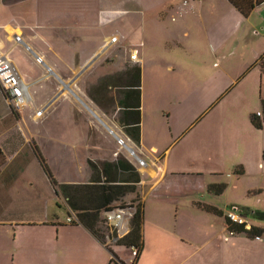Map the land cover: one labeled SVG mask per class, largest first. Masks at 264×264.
Segmentation results:
<instances>
[{"label": "crops", "instance_id": "crops-1", "mask_svg": "<svg viewBox=\"0 0 264 264\" xmlns=\"http://www.w3.org/2000/svg\"><path fill=\"white\" fill-rule=\"evenodd\" d=\"M28 1L29 0H0V53L6 54L9 58L11 56L12 59H10L18 69L21 77L30 87L31 84L33 85L34 81L27 80L26 71H28V69L24 72V64L26 61H24V59H19V54L16 53L17 49L20 50L19 46H25L26 48L28 46L29 49H27L37 62L35 66L37 67L40 65L45 70L41 76L42 81L52 75L55 76L54 78L58 82V86L51 91H48V89V92L43 95V99L37 100L40 106L39 108L50 115L51 118L48 119L52 120V122L48 121L47 123V120H45L41 122L40 128H36V130H40V134H38L40 136V142L34 136V140H37V144L32 141L33 138L28 141L27 138H25L24 140L26 141L24 144L17 149L19 152H12L16 150L15 147L9 148V151H7L5 147H7L8 143L15 145V143L19 142L16 138L18 122L14 120L15 116L13 115V120L12 117H10L11 120L4 121V123L0 124V192L2 190L10 192L13 188H19V185H21L24 180L23 174L26 171L31 172V170H33L49 179L47 183L52 187L55 193V186L51 181L52 179H54L57 184L84 183L87 182L88 179L90 180L93 174V170L90 166L91 162L99 163L101 161H113L116 159L114 156H116L118 152H110L111 149L105 152L108 159L106 156L103 159L100 156H92V154L97 155L99 153L95 149H93L94 152L92 151L95 145L93 146L87 140L83 139L82 123L68 120V116H74V114L79 116L81 113H78V111L81 112V108L94 116V112L96 111L89 103L90 101L92 103L94 101L98 102L95 96L91 95L92 91L88 99L89 102L85 101L77 92L80 91L78 85L81 80V74L90 65L76 78H74L75 75L79 73V71H81L105 45H107L106 53L112 46L124 48L126 50L128 46H130L132 48H129V53L124 52L120 54L116 52L115 56L119 58V63L122 62L123 64L121 60H125L130 65L136 64L140 67L139 142L135 143L125 133L120 120L124 108L120 106L119 102L120 100H125V96L129 94L126 83L129 78V74L127 73L129 68L125 69V71L123 70L122 73H119L120 71L116 74L107 72L105 76L102 75L103 77H98V79L100 78V83L105 79L100 87L101 89L104 87L103 90H105V92L107 87L112 86L115 89L119 88V90L115 91L116 97H113L117 112L120 115L118 120L113 119L111 123H107L99 114V117H94H96L95 119L100 124L102 123V127L106 129L114 140H118L117 143L119 142L120 146L124 145L116 136L122 139L124 143H126L127 140L130 141V144L132 143L137 147L141 156L144 159L148 158L150 162L145 159L147 161V167L144 169L145 171L143 174L141 173L143 176L141 175V181L139 182V184H141L140 194L143 209L141 249L137 254V251L133 248H127L122 245L129 249L130 253L125 254V258H121L119 257L120 250L115 251L112 248V245H121L117 243L110 244L112 253L124 264H128V262H126L127 259H129V264H264L263 233H261L258 238H249L246 235H240L242 233L230 234L229 230L226 229L224 215L227 213L220 208V201L215 197L221 194L217 195L209 191L210 184L220 183L218 178L211 177L207 179L206 185L208 186L206 187L199 186L197 179L187 177L190 180H194L191 182L193 186H188L186 188H179V186H177L178 176H181L180 174L190 176V174L198 173L199 175L204 172L179 171L169 167L166 161V153L170 151V146L173 143L163 151H160L159 147L162 138L161 130L164 122H162L158 108L153 107L147 109L144 105V94L146 89L155 96L160 92H171V87L167 91L160 90L158 85V81H160L159 76L153 70V68L158 65L159 61L146 51L145 46H150L156 42V34L162 28L159 22H166L167 16L170 14L168 10L172 11L176 8L178 9V6H172L169 0H34V14L32 9L27 7L23 8V4H26ZM202 2L203 0H190L187 4H184L183 0L182 6L188 8L192 7L190 4H197L198 7L200 6L202 8ZM161 4L169 6L170 9L162 12ZM261 5H264V3ZM255 8L247 17L243 16L235 8L244 19L229 37H226L224 32H220L219 30L215 32L214 29L208 27L206 23L203 24L200 29V35L204 41L199 44V46L203 45L207 55L209 53L207 61L209 66L206 64L205 67L207 70L209 68L212 69L213 72H211V74L207 73L204 82L200 85H196L194 90L198 89L206 82L211 83L217 88L215 92L224 90L226 79L225 59L227 56L244 53V51H239V53H237L236 48L232 46L233 50L226 54L227 41H237L235 45L249 44V40L251 39H247V34L249 29L255 25L254 22L249 24V17L256 12ZM5 9L11 10L10 14L12 15H8L7 18L2 17L1 15L4 14ZM179 9L183 10L182 7H179ZM172 14L173 13H171V15ZM202 20L204 21L203 17ZM181 28L182 25L179 28L167 27L171 34H174L173 31L175 30L181 31ZM55 30L68 34L71 32L75 33L77 32L76 30L82 31L81 33L85 34L80 42L87 46L86 50H84L78 42L74 41L72 45H69L68 42H64L62 44V46L64 45V50L61 49L58 54L53 53V31ZM146 32L150 34L148 38H145ZM210 32L214 39L213 43L210 41ZM252 32L258 34L255 28ZM33 33L35 34V38H40L45 46L43 47L41 55L37 54L34 49L31 50L29 46V41L34 37ZM188 33V29L183 32V34L187 36ZM16 36H20V40H16ZM112 37H116V40H112ZM139 44L140 48L137 51V59H130V53L137 50V45ZM62 46L59 45L57 48L60 49ZM68 46H70L72 50L79 49L80 52L77 54L74 51L76 55L72 52L73 55L71 57V52H67ZM88 47L93 49L88 51ZM197 50L200 51V48H193V52L197 53ZM245 51V54L239 59L242 74L257 65L260 56L264 53V41L253 43V45L246 48ZM211 55H217L220 58L221 65L212 63L214 57L209 61ZM97 58L95 60H97ZM95 60L93 62H95ZM57 64L58 67H55ZM64 67L69 68L66 69ZM63 70L65 73L70 71L71 74H63ZM72 79H74V81L71 82ZM238 79L239 78H235L233 80L235 84L238 83ZM44 84L48 85L47 81H44L42 84L41 88L43 91L41 92L43 93L47 89L43 88ZM94 88H96L95 94L98 93L99 87L94 86ZM103 90L101 91L104 92ZM261 100L264 102L263 96ZM5 102V98L0 90V105H4ZM10 113L11 110L7 106L6 116L10 115ZM261 116L262 115L258 113L256 115L257 118L259 117L258 120H260ZM166 119H168V117H166ZM87 125L90 126L89 128L91 130L98 128V126L90 120L87 121ZM118 129L122 134L118 132ZM104 139L109 143L111 142V139L106 135H104ZM35 147H37V150ZM206 153L216 154L218 151L215 148H208ZM161 156H163V159L159 160ZM96 160L101 161L96 162ZM156 161L159 163H156ZM219 173L220 172H210L213 176H217ZM20 175H22V177H20ZM26 184L28 185L29 182ZM205 187L206 195L208 196L205 194L201 195ZM60 197L62 196L60 195ZM62 199L64 198L62 197ZM198 203L214 206L222 211V214L206 211L200 207ZM7 205L8 203H0V227L7 226L10 230L9 232H12L15 238L22 227L34 228V226H41V228L37 229L41 231L42 241H45L47 244L52 242V244L58 247L59 244H61L59 237L61 233H67V230L65 231L64 229H67L65 226L68 224L70 226L68 227L70 228L68 232L80 235L82 238L85 237L93 240L100 252L99 255L105 257L104 261H102V258L97 260L96 258L98 257H96L87 259L83 262H74L72 264H106L107 258L102 249L104 245L82 224H66L58 218H54L53 220L32 218L28 220H19L13 217L7 218L4 212ZM17 209L27 208L23 207V205H19ZM52 228L54 229L52 230ZM111 262L119 264L117 259L114 261L109 260L108 264H111ZM12 264H15V262Z\"/></svg>", "mask_w": 264, "mask_h": 264}, {"label": "rangeland", "instance_id": "rangeland-1", "mask_svg": "<svg viewBox=\"0 0 264 264\" xmlns=\"http://www.w3.org/2000/svg\"><path fill=\"white\" fill-rule=\"evenodd\" d=\"M182 2L183 0H169L172 6H178V9L176 8L172 11L168 10L170 9L169 6L161 4V11L168 10L170 14L167 16L166 22H159L162 28L156 34V42L150 46H145L146 51L159 61L153 70L159 76L160 81H158V85L160 90L167 91L171 87L170 93L160 92L155 96L146 89L144 94L145 107L147 109L153 107L158 108L162 122H164L163 126L161 122L162 138L159 147L160 151H163L173 143L170 146V151L166 153V161L170 168L172 167L179 171L204 172L199 175L198 173L190 174V176L180 174L181 176H178L177 181L179 188L193 186L191 182L194 180H190L187 177L197 179L199 186L206 187L208 186L206 185L207 179L216 177L220 180L219 184L225 185L224 192L220 196H215L219 199V206L225 213L232 210L233 207H238L237 212L245 208L263 211L264 102L261 100V97H264V70L261 64L257 62L255 67L242 74L239 59L245 54L246 48L252 46L253 43L264 41V5L256 7V12L249 17V24L251 22L255 23L247 34V39H251L249 40V44L235 45L237 41H227L226 54L233 50L232 46L236 48L237 53L239 51H244V53H239L234 56L225 55L227 56L224 61L226 73L225 88L223 91L215 92L217 88L207 82L201 85L202 87L200 86L194 90L196 85L204 82L207 73L211 74L213 72L212 69L209 68L207 70L205 67L206 64L209 66L207 63L209 53L207 55L203 45L199 46L204 41L201 38L200 29L206 23L215 32L219 30L220 32H224L226 37H229L244 18L228 0H203L202 8L200 6L198 7L197 4H190L192 7L188 8L183 7ZM25 7L34 11V0H29L26 4H23V8ZM179 7H182L183 10L179 9ZM10 13L11 10L5 9L4 14L1 16L7 18L8 15H12ZM171 13L173 14L171 15ZM181 25V31L175 30L173 31L174 34H171L167 29L168 26L179 28ZM254 28L258 31V34L252 32ZM186 29L189 32L188 36L183 34ZM76 31L75 33L71 32L69 34L58 30L53 31V53L58 54L61 49L64 50V45L62 46L64 42L72 45L74 41L78 42L86 50L87 46L80 42L84 38L85 33H81L82 31L80 30ZM149 36L150 34L146 32L145 38ZM213 40L212 33L210 32V41L212 43ZM59 45L62 46L60 49L57 48ZM29 46L31 50L34 49L39 55H41L43 47H45L40 38H35V34L29 41ZM19 48L20 50L17 49L16 53L19 54V59L26 61L24 64V72L28 69L26 71L27 80L34 81V83L33 85L30 83L29 101L21 110H13L9 107L6 100L4 105H0V124L4 123V121L11 120L10 117L13 120V115L16 118L14 120L18 122L16 138L19 142L15 143V145L8 143L7 147H5L7 151H9V148L15 147L16 150L12 152H19L17 149L24 144L26 141L24 140L25 138H27V141L33 138L32 141L37 144V140H34L35 136L40 142V136L38 135L40 134V130H36V128H40L41 122L47 120V123L48 121L52 122V120L48 119L51 118L50 115L39 108L40 106L37 100L43 99L45 93L58 86V82L54 78L55 76L50 75L49 78H45L44 80L47 81L48 85L44 84L43 88L47 89L44 93L41 92L43 91L41 87L44 83L41 76L45 70L40 65L35 66L37 62L25 46H19ZM129 48L131 49L132 47L128 46L126 50L112 46L107 50V53V48H102L103 51L97 60L90 64L81 74V80L78 85L80 91L77 92L87 102H89L88 99L91 95L95 96L98 102L94 101L92 103L90 101L89 104L98 112H95L97 116L99 114L107 123H111L113 119L118 120L120 116L113 98L116 97L115 91L119 90V88L107 87L105 92L103 88H100L105 79L100 83V78L98 79V77L105 76L107 72L116 74L120 71L119 73H122L123 70L125 71V69L136 65H130L125 60H121L123 64L122 62L119 63V58L115 56L116 52L120 54L124 52L129 53ZM139 48L140 44L137 45V51ZM193 48H200V51L197 50L198 52L195 53L193 52ZM90 49L93 48H89L88 51ZM68 51L71 52V57L73 53L76 55L75 52L77 54L80 52L79 49L72 50L70 46L67 47ZM211 59L212 63L221 65L220 58L217 55H211L209 61ZM55 67H58V64ZM64 68L68 69L69 67ZM62 73L71 74L70 71L65 73L64 70ZM235 78H239L237 84L233 81ZM94 86L99 87V91L96 94V88ZM91 91L92 93L90 95ZM7 106L10 110L15 111V113L11 110L10 115L6 116ZM37 110L40 111L38 112ZM256 112L262 115L259 120L261 123L260 127L254 125L252 122L253 117L257 115ZM78 113L81 114L79 116L76 114L74 116H68V120L82 123L83 139L87 140L93 146L95 145L92 151L95 149L99 153L97 155L92 154V156H100L103 159L106 156L105 152L111 149L110 152H118L114 156L115 158L121 156L127 159L140 174H143L147 165L144 167L140 166L135 155H132L124 146H120L119 142L117 143L118 140H114L106 129L102 127V123L100 124L95 119V115L93 116L91 114L92 117L83 108ZM88 120L95 123L98 128L91 130L89 128L90 126L87 125ZM118 132L122 134L119 129ZM104 135L111 139L110 143L104 139ZM126 143L130 144V141L127 140ZM128 146L134 150L136 155L143 158L135 145L131 143ZM208 148H215L218 153H206ZM145 159L149 161L148 158ZM145 159L143 158V160ZM162 159L163 156L159 160ZM99 161L101 160H96V162ZM156 163L159 162L156 161ZM210 172L220 173L217 176H213ZM23 177L24 180L19 185V188H13L10 192L5 190L0 192V203H8L4 211L6 217H13L19 220H28L29 218L53 220L54 218H58L67 224L66 219L69 211L67 210L66 200L62 199L60 195H55L52 187L47 183L49 179L33 170L31 172L26 171ZM27 182L30 185H27ZM206 187L201 195L207 194ZM136 189L141 198V184L138 183ZM135 197L136 195L134 193H129L124 200L118 201L116 204L114 202V206L129 203L131 206H135L134 204L139 200V197L138 200ZM19 205H23L27 209H17ZM245 220L249 225H256L262 228V233L264 234V221L258 220L251 215L245 216ZM65 227H67V229H64L65 231L67 230V233H61L59 237L61 244L58 247L52 244V242L47 244L45 241H42L41 231L37 229L41 228V226H34V228L22 227L16 238L12 232H9L10 230L7 226L0 227V264H12L13 262L15 264H72L96 257H98L96 258L97 260L102 258V261H104L105 257L99 255L100 252L93 240L71 234L68 232V229H70L68 228L70 227L68 224ZM109 231L111 232L110 229ZM240 235L245 234L242 233ZM109 240L111 241L110 238ZM117 243L119 244V242ZM112 248L115 251L120 250L119 257L121 258H125V254L130 253V250L122 245H112ZM102 249L107 258L106 264H108L111 255L104 247ZM126 262L129 264V259ZM111 264L115 263L111 262Z\"/></svg>", "mask_w": 264, "mask_h": 264}, {"label": "trees", "instance_id": "trees-1", "mask_svg": "<svg viewBox=\"0 0 264 264\" xmlns=\"http://www.w3.org/2000/svg\"><path fill=\"white\" fill-rule=\"evenodd\" d=\"M228 1L245 17H247L256 6L264 3V0ZM258 62L264 69V53L260 56ZM127 73L129 74V78L126 83L129 94L125 96V100H120L119 102L120 106L124 108L120 120L125 133L135 143H138L140 135V67L134 65L129 68ZM252 122L258 127L261 126V123L255 116ZM35 148L37 150V147ZM90 166L93 170V174L88 182L57 184L54 179H52L51 181L55 186V194L61 195L66 200L68 209L76 214L77 222L71 224H82L104 245L105 249L113 255L110 261L117 259L119 264H124L110 249L109 238H111V234L104 219L103 212L109 207L114 206L118 201L124 200L129 193H134L137 200L139 197L137 203L134 204L136 210L131 218L130 231L119 241V244L127 248L134 246L138 254L142 246L141 226L143 222V209L136 185L141 181V174L134 165L121 156H118L113 161H101L99 163L91 162ZM224 189V184L209 185V191L217 195L222 194ZM198 204L206 211L222 214V211L214 206L204 203ZM125 205H130V203ZM119 206L123 207L124 205ZM240 215L244 218L247 215H251L258 220L264 221V210L245 208L240 210ZM224 217L226 229L236 234L244 233L249 238H256V236L262 233V228L258 226L251 225L247 228L245 224L230 222L226 214Z\"/></svg>", "mask_w": 264, "mask_h": 264}, {"label": "built area", "instance_id": "built-area-1", "mask_svg": "<svg viewBox=\"0 0 264 264\" xmlns=\"http://www.w3.org/2000/svg\"><path fill=\"white\" fill-rule=\"evenodd\" d=\"M190 0H184V4H187ZM200 1V0H195ZM16 40H20L19 36H16ZM112 40H116V37H112ZM130 59H137V50L129 55ZM0 89L7 101L8 105L16 111L21 110L29 101V84L21 77L18 69L14 65L13 61L7 57L6 54L0 53ZM38 112L40 110H37ZM137 162L140 166L147 165L146 161L142 158H137ZM136 210L135 206L124 205L111 206L103 212L104 219L109 229L111 230L110 244H116L130 231L131 218ZM238 207H233L232 210L227 212V218L232 223L245 224V227H249L245 218L240 215ZM67 223L77 222L76 214L69 210ZM230 234H235L233 231H229ZM258 238V236H256ZM134 250L136 248L132 246Z\"/></svg>", "mask_w": 264, "mask_h": 264}, {"label": "water", "instance_id": "water-1", "mask_svg": "<svg viewBox=\"0 0 264 264\" xmlns=\"http://www.w3.org/2000/svg\"><path fill=\"white\" fill-rule=\"evenodd\" d=\"M106 46L107 45H105L104 47H103V49H105L106 48ZM27 48L29 49V47L27 46ZM103 49L101 50V51H99L94 57H93V59L86 65V66H84L83 67V69L81 70V71H79V73H77L76 75H75V77L74 78H76L77 76H79V74L86 68V67H88L99 55H100V53L103 51ZM72 81H74V79H72L71 80V82ZM71 82H69V83H71ZM64 83V82H63ZM66 85H68V84H66ZM111 131V130H110ZM118 139H119V141L120 142H122L123 143V145H124V147L125 148H129L123 141H122V139H120L118 136H116ZM130 149V151L132 152V153H134V151L131 149V148H129ZM136 157L137 158H139L138 157V155H136Z\"/></svg>", "mask_w": 264, "mask_h": 264}, {"label": "bare ground", "instance_id": "bare-ground-1", "mask_svg": "<svg viewBox=\"0 0 264 264\" xmlns=\"http://www.w3.org/2000/svg\"><path fill=\"white\" fill-rule=\"evenodd\" d=\"M16 29V28H15ZM11 32V31H10ZM11 35V34H10ZM94 115L95 116H97V114L94 112ZM126 144V143H125ZM127 145V144H126ZM128 146V145H127ZM129 147V146H128ZM129 148H131V147H129ZM129 148H126L132 155H135V158L137 159V157H136V154H135V152L134 153H132L131 151H130V149ZM132 149V148H131ZM133 150V149H132ZM134 151V150H133Z\"/></svg>", "mask_w": 264, "mask_h": 264}, {"label": "clouds", "instance_id": "clouds-1", "mask_svg": "<svg viewBox=\"0 0 264 264\" xmlns=\"http://www.w3.org/2000/svg\"><path fill=\"white\" fill-rule=\"evenodd\" d=\"M139 157V156H138ZM143 159V158H142ZM68 211H69V209H68ZM111 255V258L113 257V255L112 254H110Z\"/></svg>", "mask_w": 264, "mask_h": 264}]
</instances>
